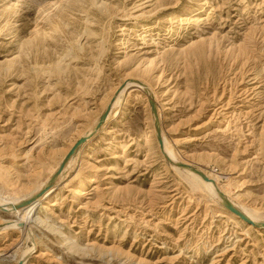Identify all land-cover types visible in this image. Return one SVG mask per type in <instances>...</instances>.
Returning a JSON list of instances; mask_svg holds the SVG:
<instances>
[{"label":"rangeland","instance_id":"1","mask_svg":"<svg viewBox=\"0 0 264 264\" xmlns=\"http://www.w3.org/2000/svg\"><path fill=\"white\" fill-rule=\"evenodd\" d=\"M101 1L0 0V199L45 182L119 84L151 92L124 90L34 219L0 213V264H264V232L222 213L153 133L264 215V0ZM250 29L254 57L234 60Z\"/></svg>","mask_w":264,"mask_h":264},{"label":"bare ground","instance_id":"2","mask_svg":"<svg viewBox=\"0 0 264 264\" xmlns=\"http://www.w3.org/2000/svg\"><path fill=\"white\" fill-rule=\"evenodd\" d=\"M94 2H96L98 5H101L102 6V1L101 0H94ZM102 2V3H101ZM96 3H95V5H96ZM13 6H15V4H10V6L9 7H13ZM97 6V5H96ZM27 7V6H26ZM26 7H24V9H26ZM97 7H99V6H97ZM100 8V7H99ZM103 8V7H102ZM98 9V8H97ZM100 10H102V9H100ZM23 11V10H22ZM17 14V13H16ZM199 13H195L194 14V16H197ZM26 17V16H25ZM29 19V18H28ZM49 19V18H48ZM50 21V20H49ZM51 22V21H50ZM87 22V21H86ZM36 26V25H35ZM264 26V25H263ZM38 28V27H37ZM260 28V27H259ZM143 31H144V29L146 30V27L145 26H143ZM260 29H262V28H260ZM39 30V29H38ZM37 30V31H38ZM255 30V29H254ZM254 30H252V29H250L249 31H248V34H247V36L245 37V42L244 43H240L238 46H235L234 47V50H233V54H232V58L234 59V60H236V59H246V60H249V58H251L252 56L254 57V53H255V51H256V47H255V45L252 43V41H251V37H250V34H252L253 33V31ZM258 30V29H257ZM41 32V31H40ZM52 32V31H51ZM256 32V31H255ZM258 32V31H257ZM256 32V33H257ZM39 33V32H38ZM90 33V32H89ZM144 33V32H143ZM254 34V33H253ZM259 34V33H258ZM256 35V34H255ZM254 35V36H255ZM247 38V39H246ZM258 38H261V39H264V34H261L260 33V35H259V37ZM258 38H257V40H258ZM261 39H260V41H261ZM29 40V39H28ZM31 41V40H30ZM263 41V40H262ZM28 42V41H27ZM29 44H31V42L29 43ZM32 45V44H31ZM36 46V45H35ZM35 48V47H34ZM71 48V47H70ZM82 48V47H81ZM230 48V47H229ZM232 48V47H231ZM69 50V49H68ZM228 50V49H227ZM37 51V50H36ZM38 52V51H37ZM259 53H261L260 51H258ZM258 53V54H259ZM259 56H261V55H259ZM71 58V57H70ZM73 58H74V56H73ZM255 58H256V56H255ZM257 59H259L258 57H257ZM152 61V60H151ZM151 61H148V63L147 62H139V63H137L138 65H136V66H138L139 68V71L140 72H142V73H149L150 72V70H149V66H150V64H151ZM241 61V60H240ZM153 64V63H152ZM135 67V66H134ZM59 69V68H58ZM55 70V69H54ZM43 73V72H42ZM247 73V72H246ZM127 74V73H126ZM126 74H125V76H126ZM124 76V77H125ZM137 76V75H136ZM159 76H161V74H159ZM158 76V77H159ZM135 80H137V79H132V81L130 80V79H128V81H124V83L123 84H125L123 87V89L121 90V89H118L119 87H120V85L122 84H119L115 89H114V91L112 92V95H111V97L108 99V102L106 103V105H105V107H104V111L106 110V108L107 107H109V111H108V114H107V116H106V118H105V122H104V125L103 126H105V124L107 123V121H109L108 119H109V117L111 116V115H114V117H115V114L116 113H118L119 112V107H120V105H121V102H122V97H121V95H122V93L124 92V90L126 89V88H128L129 86H135V87H133V88H136V86L138 87V89L140 88V89H143L145 92H146V94L148 95L149 94V96H150V93L151 92H149V88H148V85L146 84V83H144V82H142V83H139V82H137V83H139V84H136V82H135ZM132 88V89H133ZM118 89V90H117ZM151 89V88H150ZM121 90V91H120ZM120 91V92H119ZM136 91V90H135ZM142 91V90H141ZM119 92V93H118ZM146 95V96H147ZM125 99V98H124ZM127 99V98H126ZM122 106V105H121ZM103 111V112H104ZM122 112V111H121ZM158 112H159V109H158ZM119 116V115H118ZM160 116V115H159ZM161 118V117H160ZM159 118V119H160ZM112 119V118H111ZM114 119V118H113ZM116 120V119H115ZM97 121H99V118H96L94 121H93V123L89 126V128H88V130H87V132H86V134H85V141H84V143H82L81 144V150L83 151V148H85V146H89V144H90V142H91V140H92V137H91V135H90V133H93L94 132V130H95V125H97L96 123H98ZM112 121H114V120H112ZM108 124V123H107ZM263 125V124H262ZM106 127V126H105ZM148 134H150L151 132H152V130L150 129H147V131H146ZM153 133L155 134L156 132H155V126H154V129H153ZM89 134V135H88ZM80 137H83V135L82 136H80ZM160 137H161V139H162V148H158V149H160L161 150V152L163 153V155L164 156H166V157H170L174 162H176V163H178V162H182V164H183V166H181V167H179V166H176V165H172L175 169H179V171L181 170V171H183L184 172V174H187V176H190L192 179H190V180H193V183H194V180L199 184V186L200 187H202V189H206L209 193H210V195L212 196V197H215L216 199H218V200H220L221 201V206L219 207V209L222 211V213H225V214H227L228 215V217L230 218V219H232V220H234L236 223H238V224H240V225H242V226H244V227H247V228H254V229H256V230H258L259 232H264V227H255V226H253L252 224H249V223H247V222H245L243 219H241V218H239V216H237L236 214H234L233 212H231V211H229L225 206H223V201H224V199L225 198H227L232 204H233V206L235 207V208H237L238 210H240L249 220H251L254 224H259V223H261V222H264V221H262V219L264 218V215L261 213V212H259L256 208H252V207H245V206H239V204H237V203H235L231 198H229L228 196H227V194H226V191H225V186H226V184H221L220 182H219V176H217V175H215V174H212L211 172H209V171H207V170H205V169H202V168H199V167H197V166H195V165H193L191 162H189V161H179V156L177 157V155H176V153H175V151L172 149V147L170 146V144H169V142L166 140V138L164 137V135H163V133L161 132V130H160ZM157 139V138H156ZM157 143H158V140H157ZM73 144V143H72ZM158 146H159V143H158ZM71 147H72V145H71ZM168 155H166V154ZM84 154V153H83ZM179 154V153H178ZM168 157V158H169ZM170 159V161H172ZM63 160V159H62ZM73 161H74V156L72 155L68 160H67V162L65 163V165H64V170L67 168L68 169V167L73 163ZM172 161V162H173ZM61 163V162H60ZM232 165V164H231ZM59 166V165H58ZM58 166L53 170V172L51 173V175L56 171V169L58 168ZM198 171V172H196V171ZM201 174L203 175V176H205L207 179H205V178H203L202 176H201ZM51 175L48 177V179L45 181V182H43L40 186H38L37 188H35V189H33L30 193L28 192V194L24 197L23 196V198H19V199H8V200H4V199H0V213H7V214H13V213H18L19 215H21V220L22 219H27V218H33V215H34V213H35V210L37 209V208H42V207H44V204L45 203H47V202H49V197H50V194H51V192L53 191H51V189H49L48 191L46 190L40 197H38V198H35L32 202H30L29 204H27V205H24V206H22V207H19V208H15V204H18L19 202H21V201H24V200H27L28 198H31L32 196H35L38 192H40L41 191V189L43 190V189H45L44 187L46 186V184H47V181L49 180V178L51 177ZM189 177V178H190ZM85 180L86 181H89L88 179H89V177H88V175H85ZM188 179V178H187ZM189 180V181H190ZM81 184V183H80ZM195 184V183H194ZM194 184H193V186H194ZM82 185H83V183H82ZM197 185V184H196ZM194 187H196V186H194ZM197 188V187H196ZM208 193V194H209ZM80 195H82V190L79 188V187H74L73 189H72V199L74 200V201H76L77 200V198L80 196ZM40 198V199H39ZM76 203V202H75ZM241 205V204H240ZM2 208H4V209H2ZM22 208V209H21ZM18 209H20V210H18ZM30 216V217H29ZM34 219V218H33ZM33 221V220H32ZM35 221H38V222H43L42 220H40L39 218H35ZM19 223L18 222H15V221H6L5 222V224H4V226H6V227H13V226H17ZM24 259V258H23ZM22 259V260H23ZM25 261V260H24Z\"/></svg>","mask_w":264,"mask_h":264},{"label":"water","instance_id":"3","mask_svg":"<svg viewBox=\"0 0 264 264\" xmlns=\"http://www.w3.org/2000/svg\"><path fill=\"white\" fill-rule=\"evenodd\" d=\"M151 105V110L153 111L154 115H155V122L157 124V117H156V109H155V104L153 102V100H151L150 102ZM109 111V107L106 108V110L101 114V116L99 117V121L96 125V128L99 127L103 121L105 120L107 114ZM156 137L159 143V147L162 148V139L160 137V129L158 127V125H156ZM85 141V137H81L78 138L76 140V142L72 145V147L69 149V151L66 153V155L64 156L63 160L61 161V163L59 164L57 170L51 175L49 182H51L63 169L65 163L67 162V160L73 155V153L76 151V149ZM166 157V156H165ZM169 161L170 159L168 157H166ZM179 166H183V164H178ZM196 171V170H195ZM198 172V171H196ZM201 176L205 179H207L205 176H203L201 174ZM45 191V189L41 190L40 192H38L35 196H32L31 198H28L27 200L21 201L18 204H15V208H19L22 207L24 205L29 204L30 202H32L35 198H38L39 196L42 195V193ZM223 206H225L229 211L233 212L234 214H236L237 216H239V218L243 219L245 222L252 224L255 227H264V222H261L259 224H254L251 220H249L240 210H238L237 208H235L233 206V204L227 199L225 198L223 201Z\"/></svg>","mask_w":264,"mask_h":264}]
</instances>
